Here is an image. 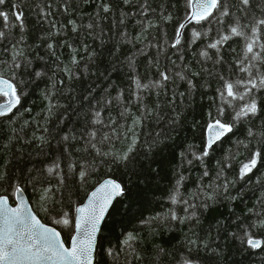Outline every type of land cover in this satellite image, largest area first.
<instances>
[{
	"label": "trees",
	"instance_id": "trees-1",
	"mask_svg": "<svg viewBox=\"0 0 264 264\" xmlns=\"http://www.w3.org/2000/svg\"><path fill=\"white\" fill-rule=\"evenodd\" d=\"M224 2L228 16L185 25L188 0H5L0 77L20 102L0 117V196L14 204L21 186L68 245L77 207L113 179L125 194L103 224L95 264H264V88L243 99L226 93L232 83L244 94L238 82L249 75L240 69L251 63L248 41L230 28L239 20L250 35L264 0L250 12ZM254 51L264 56L259 44ZM252 99L257 113L237 119ZM216 120L232 130L203 156ZM65 216L68 226L56 223ZM249 237L262 246L249 247Z\"/></svg>",
	"mask_w": 264,
	"mask_h": 264
},
{
	"label": "snow or ice",
	"instance_id": "snow-or-ice-1",
	"mask_svg": "<svg viewBox=\"0 0 264 264\" xmlns=\"http://www.w3.org/2000/svg\"><path fill=\"white\" fill-rule=\"evenodd\" d=\"M125 2H129V0H125ZM238 2L240 5L244 6L242 9L243 11L250 12L249 5L252 3V0H238ZM4 3L5 0H0V5ZM188 4L192 9L188 16L189 22L194 20L196 23H201L209 17H212L217 11H219L222 16H228L230 14L224 0H188ZM105 11H108L107 7H105ZM13 15H15L16 20L20 21L21 26H23V13L15 12ZM0 17H2L6 23L9 21L8 13L0 11ZM248 23L251 24L250 35L244 30L248 27V24L242 25L239 20L230 28L232 36L242 37L248 41L245 45L244 59L248 60L249 57L251 58L249 66L241 67L240 69L242 72L248 73L249 75L248 80L238 82L245 88L244 94L240 95L237 93L232 83L226 84L227 96L232 99H236L238 96L240 99H243L244 96L249 95L252 90L264 88V73L260 72L256 63L264 61V56L254 51L258 44L264 49V44H260L259 39L260 34L264 32V18H257L252 14V19ZM184 27L185 25L181 24L177 30V39L173 45L174 47L180 44L181 32L179 29ZM193 35L194 37H198L199 33L194 32ZM4 36L5 33L0 31V38ZM229 38L228 35H223L221 39L211 44L210 47L216 48L222 41H227ZM49 47H51V45H49ZM17 54L19 55L22 53ZM204 55H206V53H204ZM240 63L242 64L243 61ZM16 66L19 67L20 65L17 64ZM253 68H256L255 74L252 72ZM163 78L168 79L166 75H164ZM137 87H142L138 81ZM0 95L9 97L7 104H0V116H3L11 112L20 101L15 87L7 80H0ZM257 111V103L255 99H252L250 103L241 107L240 111L236 113V118L241 119L249 115H255ZM208 129L212 135L209 137L205 151L202 154L203 156L209 154L208 150L216 140L232 130V125L216 120L214 123L209 124ZM129 151H131V149H129ZM260 155L259 152L254 153L252 158L242 165L240 170L241 179L256 167L257 158ZM49 171H51V169H49ZM83 176L84 173L81 172V177ZM2 178L3 177L0 176V179ZM105 189L111 190L106 191ZM14 191L20 196V203L16 207H10L8 198L0 196V264H93V252L100 222L104 219V214L112 198L121 194L119 184L113 181H106L101 188L92 193V199H90L87 208L78 207L76 209L78 215L73 225L75 228V235L72 238L70 247L65 246V242L60 238V232L42 224L31 209L27 207L23 199V190L21 186L16 185ZM101 191H103L104 194L98 195ZM172 201L176 203L175 196L172 197ZM172 218H176L175 214H173ZM56 223L68 226L70 220L65 216V218L56 221ZM259 226L264 227V221H261ZM133 239L134 237L129 234L125 243L127 244L128 241ZM247 244L253 249H258L262 246V242L259 239H253L251 237L247 239Z\"/></svg>",
	"mask_w": 264,
	"mask_h": 264
},
{
	"label": "water",
	"instance_id": "water-1",
	"mask_svg": "<svg viewBox=\"0 0 264 264\" xmlns=\"http://www.w3.org/2000/svg\"><path fill=\"white\" fill-rule=\"evenodd\" d=\"M191 11H192V9L190 8V13H191ZM204 21H205V20H204ZM191 22H195V21L193 20V21H191ZM188 23H189V20L185 23V25L188 24ZM0 80H7V79H5V78H3V77H0ZM7 81H9V80H7ZM9 83H11V82L9 81ZM11 84H12V83H11ZM12 85H13V84H12ZM0 96H3V97L5 98V102H3V103H1V104H7L9 97L4 96V95H0ZM18 105H19V103L16 105L15 108L12 109L11 112H8V113H6V114L3 115V116H7V115L11 114V113H12V112L18 107ZM0 117H2V116H0ZM211 135H212V133H210V132H209V129H208V131L206 132V142H207V143H208L209 137H210ZM225 135H226V134H225ZM225 135L222 136L221 138H219L218 140H216V142L212 145V147H213L214 145H216L217 143H219L220 141H222V140L224 139ZM207 143H206V145H207ZM212 147H211V148H212ZM106 181H113V182H115L116 184H119L117 181H115V180H113V179H106V180L102 181L100 184H98V185H97V186H96V187H95V188L89 193V195L87 196V198L85 199V201H84L80 206H78V207L87 208L88 205H89V201H90V199H92V193H93V192H96L97 189L101 188V186L104 185ZM119 185H120V184H119ZM120 188H121V194H120V195H116V196H114V197L112 198L111 203L109 204L108 209H107L106 213L104 214V219L100 222L99 231L97 232V236H96L95 249H94V252H93V264H95V257H96V252H97V247H98V239H99V236H100V232H101L102 227H103V224H104V222H105V220H106V218H107V216H108V213L110 212V210H111V208L113 207V205L115 204V202H116L118 199L122 198V197L124 196V194H125V193H124V190H123V187H122L121 185H120ZM105 190H106V191H110L111 189H105ZM103 194H104L103 191H101L100 193H98V195H103ZM23 199H24V201L26 202L27 207H28L29 209H31V211L33 212L34 215H36V213L34 212L32 206H31V204H30V202H29V200H28V198H27V196H26V194H25L24 192H23ZM8 201H9V199H8ZM19 203H20V196H19L18 194L15 193V194H14V204H11V202L9 201V206H10V207H16ZM78 207H77V208H78ZM77 215H78V213L75 212V219H76ZM36 216H37V215H36ZM37 218L39 219L38 216H37ZM75 219H74V222H75ZM39 220H40V219H39ZM40 221H41V220H40ZM41 223L44 224L42 221H41ZM44 225H45V224H44ZM46 226H48V225H46ZM48 227H51V226H48ZM51 228H54V227H51ZM54 229H55V228H54ZM55 230L58 231L57 229H55ZM58 232H59V231H58ZM74 235H75V228H74L73 236H74ZM73 236L70 238L68 245L65 243V246H66V247H70V246H71ZM60 238H61V240H63V238H62L61 235H60ZM63 241H64V240H63Z\"/></svg>",
	"mask_w": 264,
	"mask_h": 264
}]
</instances>
